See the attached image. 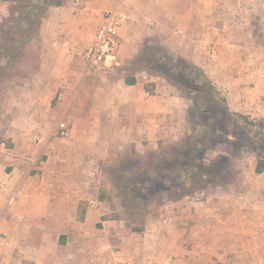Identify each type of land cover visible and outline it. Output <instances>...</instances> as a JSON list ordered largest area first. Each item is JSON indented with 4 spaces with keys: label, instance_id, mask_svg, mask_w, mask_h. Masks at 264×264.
Segmentation results:
<instances>
[{
    "label": "crops",
    "instance_id": "obj_1",
    "mask_svg": "<svg viewBox=\"0 0 264 264\" xmlns=\"http://www.w3.org/2000/svg\"><path fill=\"white\" fill-rule=\"evenodd\" d=\"M73 1L41 20L37 70L9 90L0 115V264H98L97 232H110V242L111 220L92 201L88 165L51 136L66 116L75 120L71 134L90 131L83 141L91 146H156L175 134L177 93L158 85L147 92L136 76L124 83L127 61L148 36L201 69L232 112L264 117L262 0H80L79 9ZM107 11L122 17L117 62L91 69L83 55ZM81 107L107 122H78L72 115ZM251 171L253 185L219 188L200 204L174 202L167 219L146 224L136 249L125 247L123 260L264 264V172Z\"/></svg>",
    "mask_w": 264,
    "mask_h": 264
},
{
    "label": "rangeland",
    "instance_id": "obj_2",
    "mask_svg": "<svg viewBox=\"0 0 264 264\" xmlns=\"http://www.w3.org/2000/svg\"><path fill=\"white\" fill-rule=\"evenodd\" d=\"M258 4H264V0ZM13 7L15 4L11 0H0V26L9 17V10ZM149 37L141 45L138 54L127 61L125 76H136L147 92H152L158 85L162 91L177 93L182 103V114L180 119H175V134L156 141V146H148L146 142H142L141 146L131 144L120 149L99 143L91 146L83 141L86 140L85 137L89 138L90 131L76 128L71 134L68 124L75 120L66 116L57 124L51 136L59 143L58 146L75 148L74 155L82 157V163L88 165L93 184L92 201L101 208L100 212L104 213L102 219L111 220L107 228L113 231L110 242L106 241L110 232L106 233L101 227L97 232L98 264H108L105 260L111 259L112 250V258L117 257L113 264H129L123 257H126L125 247L129 243L137 248L139 233L135 230H144L148 222L167 219L168 208L174 202L200 204L207 201L209 194L219 191V188L253 185L255 175L251 170L257 160L254 150L264 158V117L244 115L251 123L245 125L233 115L234 112L228 108L227 103L228 113H224L225 105L220 100L224 98V92L216 88L205 73L207 81L217 91L214 98L221 113L216 115L215 109H206L197 93H190L189 97L193 100L185 98L189 93L188 89L183 88L181 91L175 87H182V84H178L174 78L170 64L166 66L168 72L164 71L161 77L154 71L157 65L155 60L159 56H180L168 51L160 39L152 40L148 39ZM36 40L27 46L21 44L20 40L16 48L12 49V54H19L18 56L11 55L10 59L0 58V115L9 105V90L14 85L23 84L33 71L32 63L36 64V54L39 52ZM11 46L12 42H9L8 38L4 41L0 34V54L9 53ZM146 66L149 69L145 68ZM76 109L77 113L72 117L75 116L78 122H107L105 115L85 113L88 108ZM200 125H204L203 128H198ZM77 140L79 143L73 145ZM185 143H190L192 147L186 148L184 153L182 150ZM180 154L184 156L183 160L187 164L182 173L177 172L180 163L175 158ZM153 156H156L157 161L153 162ZM40 160H43V157ZM190 168H193V171H190ZM122 170L127 171L129 177L133 178L130 179L129 188L136 192L140 190L138 194L126 195L117 189L118 181L114 177L119 176ZM164 172L167 175L171 173L175 180L164 175Z\"/></svg>",
    "mask_w": 264,
    "mask_h": 264
},
{
    "label": "trees",
    "instance_id": "obj_3",
    "mask_svg": "<svg viewBox=\"0 0 264 264\" xmlns=\"http://www.w3.org/2000/svg\"><path fill=\"white\" fill-rule=\"evenodd\" d=\"M11 2L15 4V7L9 10V17L5 19L2 26H0V34L3 36L4 41L8 38L9 42H12L11 49H9L8 51L9 53L4 52L0 54V58L3 59L12 58V49L16 48L20 40L22 42L21 44H24L25 46L34 42L38 36V26L41 20L46 17L48 10L53 7H61L64 5V0H11ZM18 55L14 54L13 56ZM155 61L157 65L159 64L158 66L156 65L154 67V71L158 74L157 76L161 77L164 74V71L168 72L166 66L168 67V64H170L171 67H169L172 68V74L175 76L174 78L177 79L178 84H182V87L177 85H175V87L181 91L183 88L188 89L189 93L185 95V98L193 100L191 97H189L190 93H197V95L201 97V100H203V105L206 109H215L216 115L221 113V109H218V105L214 98L217 94V91L207 81L201 69L181 57L171 58L166 56H159ZM32 64L33 70H37V65L35 63ZM145 68L149 69L148 66H146ZM135 82L136 80L133 76L124 77L125 85L131 86L134 85ZM220 100L225 105L224 113H228L225 98H221ZM233 115L237 116L242 122H244L245 125H251V123L247 121V117H245L244 115L236 113H234ZM207 121H209L208 118ZM201 126L203 128L204 125H200L198 128L201 129ZM263 140L264 138L262 139V141ZM189 147H192V145H190V143H185V147L182 151L185 153L186 148ZM254 152L257 155L254 172L255 174H261L264 172V158H262L256 150H254ZM190 153H192V151H190ZM175 158L179 160L181 166H179L177 172L182 173V171H184V169H186L187 167L186 162H184L183 160L184 156L180 154L179 156H175ZM151 159L153 160V162L157 161L156 156H153ZM190 171H193V168H190ZM126 172L127 171L122 170L119 176L114 177L115 180L118 181L117 189L122 193H125L126 195L138 194L140 190H138L137 193L133 189L129 188V184L131 183L130 179L133 180V178L129 177V174ZM153 172L154 171L152 170L151 173ZM164 175L175 180L174 176L172 177L171 173H168L167 175L164 172ZM183 196H185V194H183ZM141 231L142 229L135 230V232L137 233H140Z\"/></svg>",
    "mask_w": 264,
    "mask_h": 264
},
{
    "label": "built area",
    "instance_id": "obj_4",
    "mask_svg": "<svg viewBox=\"0 0 264 264\" xmlns=\"http://www.w3.org/2000/svg\"><path fill=\"white\" fill-rule=\"evenodd\" d=\"M74 9L80 8V0L72 2ZM122 23V17L115 12L107 11L96 28L92 42L84 52V61L91 69L108 68L110 62H117L118 29Z\"/></svg>",
    "mask_w": 264,
    "mask_h": 264
}]
</instances>
